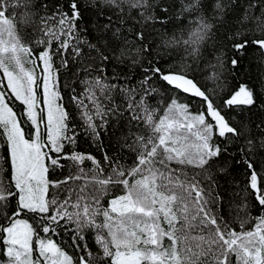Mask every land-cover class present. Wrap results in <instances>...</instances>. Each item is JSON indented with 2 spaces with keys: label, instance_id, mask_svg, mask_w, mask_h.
<instances>
[{
  "label": "snow or ice",
  "instance_id": "obj_1",
  "mask_svg": "<svg viewBox=\"0 0 264 264\" xmlns=\"http://www.w3.org/2000/svg\"><path fill=\"white\" fill-rule=\"evenodd\" d=\"M0 264H264V0H0Z\"/></svg>",
  "mask_w": 264,
  "mask_h": 264
}]
</instances>
